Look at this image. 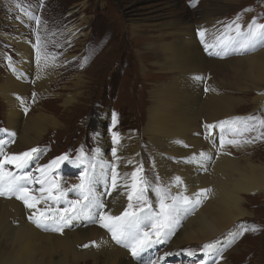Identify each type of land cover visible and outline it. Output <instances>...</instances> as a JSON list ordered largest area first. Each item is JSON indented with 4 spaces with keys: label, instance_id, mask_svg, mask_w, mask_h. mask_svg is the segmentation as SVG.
<instances>
[{
    "label": "bare ground",
    "instance_id": "bare-ground-1",
    "mask_svg": "<svg viewBox=\"0 0 264 264\" xmlns=\"http://www.w3.org/2000/svg\"><path fill=\"white\" fill-rule=\"evenodd\" d=\"M165 1L167 9L171 8L168 5H177L176 0ZM119 3L131 18L128 26L131 33L143 27H151L152 16L140 13L141 9L150 6L148 0L140 3L119 0ZM210 11L205 13L199 31L195 30L196 27L186 16V11L180 15L163 12L153 16L159 17L158 23L153 24V33L138 36L141 42L137 53L140 54L142 49H146L147 53L142 56L141 66L146 69L148 65V68L154 69L152 71L154 78L165 76L167 81L152 87L149 92V102L145 104L147 120L145 134L150 148H147L148 152L142 149L140 135L135 132L119 135V143L108 142L98 137V145L93 153L94 163L87 165L93 178V196L98 197L105 204L104 208L93 209L94 213L122 214L132 201L128 199L129 194L133 199L138 193V190L133 191L131 188L132 173L136 172L138 178L147 174L143 172L142 167L144 157L151 169L150 172L158 174L165 186L167 202L174 201L173 198L177 196H187L194 202L197 199L194 194L200 193L202 189H211L206 194V198L199 197L201 202L193 211H184L191 206L184 204L183 200L169 204V206L175 204L180 210L177 213L178 224L174 234L166 241L168 247L163 248L156 255L155 251L159 248L156 244L147 248L143 258L133 257L130 250L117 244L111 234L101 228L99 223H91L82 217L72 220L75 226L73 227L71 223V227H65L62 234L39 229L28 219L36 208H27L15 197L11 199L0 197V264H164L165 261L173 259H179L175 264H190L192 260L189 257L185 258L182 250L185 249L184 246L192 244L201 248L197 253L201 256L196 257L201 261L200 264H213V261L226 264L218 260L226 246L218 244L216 248L212 246L206 249L205 245L224 234L240 220L254 216L247 210V206L253 201L252 199L264 198V162H257L250 157L235 158L232 154L226 153L223 147L219 153L217 152L222 143L219 137L221 138V133L226 132V127L219 125L216 127L215 124L221 121L222 117L228 118L232 114L233 105L230 99L218 95V92L211 88H208L206 97L202 96L201 87L207 72L223 68L224 64L221 60L227 55L223 52V45L220 43L226 42L224 38L219 37L215 43L207 41L208 34L218 33L220 29L214 23V11ZM164 20L167 21L166 24H160ZM85 23L87 22L83 17L81 24L72 28L74 39L79 37L80 28H84ZM201 31L204 32L203 37L200 36ZM5 39L18 48L19 62H11L14 71L8 72L0 84V101L5 107L7 131L9 135L15 133L14 136L10 135L14 139L13 149L8 150L3 145V151L8 154L22 153L41 145L49 133L63 132L68 128V123L64 125L60 123L49 110L50 108L35 107L37 104L42 105L43 91L48 90L47 87L45 88L46 84L48 86L50 82L59 84L63 78L59 77L58 73H52L46 79H36V90L40 94H32L35 98L33 102L31 101V106L26 107L29 82L37 72L34 69L32 50L26 40L14 39L11 36H6ZM206 44L210 46L207 49ZM261 48H264V35L259 43L242 48L240 53L243 56L236 63L238 67L250 68L247 76L244 74L242 76L250 83L249 89L258 95L255 100L258 106L264 105V50L255 53ZM52 68L55 72L56 68ZM63 68L65 74L69 72L66 65ZM87 84L83 76L77 75L65 88L87 89ZM48 92H46L47 100H51V97H54L53 101L61 100L65 111L69 107L73 109L78 107L80 101L77 103L71 94L52 92L50 95ZM75 103L77 105H74ZM29 110L32 114H36L26 117ZM199 119H204L207 125L215 126L211 130L207 129L210 136L212 135L213 146L210 145L202 152L199 150L203 144L198 134ZM189 144L193 147L187 149ZM113 149L116 150L115 157ZM201 153H204L205 157H201ZM55 155L37 166L34 161L23 170H17L13 165H6V168L17 172L18 175L31 174L33 177H40L41 173L37 169L56 159L58 154ZM60 166L67 168L68 164L58 161L52 169H46L50 178L52 171ZM113 168L119 174L115 188L112 187L111 182ZM137 169L140 171L137 172ZM177 177L180 178L179 183L176 181ZM62 179L64 177L61 174L54 178L55 183L66 193V197L59 202L41 200L42 196H47V193L39 191L41 185L39 183L29 185L32 189L31 195L40 200L36 206L38 209L47 214L49 210H55L58 214L74 215L73 212L64 210L69 207V202L80 199L79 193L73 189V186L80 184L81 181L78 177L66 187ZM83 203L86 201L81 200V204ZM159 212L160 205H158ZM48 223L51 224L52 221L49 220ZM78 223L83 224L79 226ZM147 230L151 231V228ZM155 238L154 236L153 239ZM93 241L96 242V246H92ZM85 244L90 246L85 248L83 247ZM166 253L171 255L166 256Z\"/></svg>",
    "mask_w": 264,
    "mask_h": 264
},
{
    "label": "rangeland",
    "instance_id": "rangeland-1",
    "mask_svg": "<svg viewBox=\"0 0 264 264\" xmlns=\"http://www.w3.org/2000/svg\"><path fill=\"white\" fill-rule=\"evenodd\" d=\"M130 1L140 3L143 0ZM165 2V0H148L150 6L141 9L140 13L152 16L151 27H143L131 33L128 29L131 18L124 12V7L119 0H0V84L8 72L14 71L13 66L9 69L6 65L5 55H10L14 63L19 62L18 48L9 44L5 39L6 36L26 40L32 50L34 69L38 73L36 72L29 82L31 90H28L26 107L31 106V101L35 98L32 97L34 94H40L36 90V79H46L52 73H58L59 77L63 78L59 84L56 82L48 83L49 86L46 84L45 88L47 87L48 90H44V93L41 91L42 105H34L50 108L49 110L54 113L53 115L60 123L63 125L68 123V128L63 132L50 131L51 133L44 138L42 144L34 147L40 149L42 153L34 161L37 166L50 157L56 156L55 154H58V157L66 155L67 160L62 162L68 164L69 170L65 167L63 170L60 166L51 174L53 178H57L62 173L64 186H69L76 178L84 175L85 170L89 171L87 165L94 163L93 153L98 145V137L113 142L115 134L119 136L125 132H135L140 135L142 149L148 152L147 148L149 149L150 146L145 134L147 126L145 104L149 102V92L153 89L152 87L166 82L167 78L165 76L154 78L152 76L154 69L148 68V65L146 69L141 66L142 56L147 51L142 49L140 54L137 53L141 42L138 36L153 33L152 26L159 20V17L153 16L163 12L180 15L186 11V16L196 27L195 30L199 31L205 13L214 11V23L220 29L218 33L208 34L207 41L215 43L219 37H222L231 46L229 45L226 52L223 51L227 54L221 60L224 67L207 72L201 87L202 96L206 97L208 88H211L217 91L218 95H223L232 102V114L228 118L222 117L221 121L215 124L217 127L222 121L228 122L223 125L226 127V132L221 133V138L219 137L224 145L223 150L238 159L250 157L257 162H264V124L261 123L264 121V105L258 106L255 102L258 95L249 89L250 83L242 76L243 74L247 76L250 68L236 65L243 56L240 50L259 43L264 35V0H196L195 7L190 6L192 0H176L177 5H168L170 9H167ZM83 17L87 23L84 24V28H80L79 37L74 39L72 28L79 26ZM166 22L164 20L160 24H166ZM236 24L240 25L239 35ZM251 32H255V36H250ZM82 34L86 37L81 36ZM233 41L234 44L231 43ZM39 45L38 54L35 55L34 52H37ZM262 50L264 48L255 53ZM63 65H66L69 71L66 74ZM52 67L56 68L55 72ZM77 75L85 78L88 83L87 89L83 87L66 89L65 86H69L71 79ZM47 91L50 95L52 92L71 94L77 103L80 101L79 104L82 105L78 104L75 109L69 107L65 111L61 100L53 101L54 97L47 100ZM78 93H82L83 96L76 95ZM28 112L26 117L36 114H32L30 110ZM198 124L200 128L198 134L203 142L199 150L202 152L210 145L212 147L213 141L212 135L210 136L207 131L205 120L199 119ZM0 129L7 130L5 107L1 101ZM4 134V131H0V140H4L1 144L8 150L13 149L14 139L8 131V137H4ZM81 138L86 139L85 150L89 154L88 157L84 156L83 151L79 149L82 143ZM229 140H236L238 144L235 146L229 144ZM192 147L189 144L186 148ZM219 150L221 147L217 149L218 153ZM145 155L148 157L147 153ZM77 158H80L82 162L77 164L68 162L76 161ZM144 159L146 160L145 157ZM145 160L142 162V167L143 172L147 174L143 177L151 187L147 188L142 199L136 198L139 192L132 199V210L144 214L151 207V214L155 216V213H158L161 196H158L154 189L166 190V188L159 175L150 172L151 169ZM71 167H75L76 173L70 169ZM263 199H252L253 201L247 206V210L254 216H247L240 220L224 234L207 243L215 248L219 246L218 244L226 246L225 251L218 257L220 262L264 264ZM166 200H168L167 197L164 199L166 206L174 202ZM48 213L57 218L60 216L55 210H49ZM63 215L67 217L66 214ZM72 224L74 227L75 222ZM78 224L80 226L83 223ZM158 245L156 255L160 250L168 247L166 242ZM184 247L186 251L183 249L182 254H185V258L189 257L192 260L190 264H200L201 261L196 257L201 256L197 254L201 248L193 244ZM146 253L147 249L139 256L144 257ZM178 261L179 259L167 260L164 264H175Z\"/></svg>",
    "mask_w": 264,
    "mask_h": 264
},
{
    "label": "snow or ice",
    "instance_id": "snow-or-ice-1",
    "mask_svg": "<svg viewBox=\"0 0 264 264\" xmlns=\"http://www.w3.org/2000/svg\"><path fill=\"white\" fill-rule=\"evenodd\" d=\"M196 0H192L190 6L195 7ZM235 23V21L233 22ZM231 27V26H229ZM240 25L236 24V31L239 35ZM250 36H255V32L249 33ZM200 36H204V32H200ZM203 42V41H202ZM223 45L224 52L227 51L229 44L221 41ZM210 47L206 44V49ZM215 55H221V53H214ZM207 91V89H206ZM115 118V116H114ZM227 121H222L219 126L222 127ZM264 124V121H261ZM208 129L215 127L214 125H206ZM10 135L14 136L15 133ZM114 142L119 143L118 134L114 136ZM229 144L236 145L238 141L229 140ZM223 142L220 147H223ZM33 154H36L35 156ZM41 150L38 148H32L29 151L22 153H4L3 145H0V197H5L11 199L15 197L24 203L27 208H36L35 212H32L28 217L37 228H42L44 230H51L54 232L63 233L65 227H71V221L74 219L85 218L91 223H99L101 228L106 229L110 234L112 239L122 247L128 248L133 257H138L141 252L145 249L153 247L156 244L165 243L167 239L174 234L175 227L178 224L179 208L174 204L172 206H166L164 203V198L167 196V190L156 188L154 189L160 199V212L154 217L151 215V207L149 211L143 215L139 214L137 211H133V205L128 204V207L120 215H111L109 213H94L92 210L96 208H104L105 204L98 197L93 196V178L92 176L85 173L80 176V184L74 185L73 189L76 190L80 199L76 201L69 202V207L65 209V212H73L74 215L65 216L60 214L59 218L55 215H48L45 211H41L36 206L40 203V200L36 199L31 195L32 189L29 185L31 183H39L41 185L39 191L41 193H47L46 197H41L42 199H47L53 202H59L66 197L65 191L51 179L46 171V169H52L58 164V161L67 160V156L57 157L52 160L49 164L38 168L37 170L41 173L40 177H33L31 174L18 175L17 172H13L6 168V165H13L17 170H23L28 167L34 160L38 159L41 155ZM201 157H205L204 153L200 154ZM113 156H116V150L113 149ZM211 159V157H207ZM71 164L81 163L82 160L77 158L76 161H68ZM140 171L137 169V172ZM113 175L111 177L112 187L117 186V179L119 174L116 173L115 168L112 169ZM176 181L179 183L180 178L177 177ZM139 185V187H138ZM151 187L149 182L144 177H137V173H132V184L131 188L133 191L139 192L136 197L137 200L143 198L144 193L147 188ZM211 189H202L200 193L194 194L197 199L193 202L187 196H177L174 201L183 200L184 204L190 205L191 207L185 208V212L193 211L196 205L200 204V196H205ZM129 201L132 200V195L128 196ZM81 200L86 201V203L81 204ZM79 206V207H78ZM38 213V215H37ZM51 220L52 223L49 224L48 221ZM151 228V231L147 230ZM255 231V229H253ZM153 235L156 237L152 239ZM92 246H96V242H91ZM89 244L83 245V247H89ZM212 245H205L206 249L211 248ZM191 254V253H189ZM171 255V253H166ZM213 264H218L217 261H213Z\"/></svg>",
    "mask_w": 264,
    "mask_h": 264
}]
</instances>
